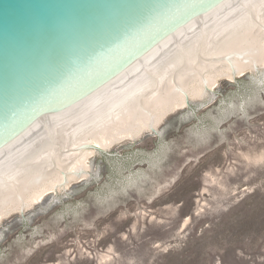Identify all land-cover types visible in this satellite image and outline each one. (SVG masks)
<instances>
[{
    "label": "water",
    "instance_id": "1",
    "mask_svg": "<svg viewBox=\"0 0 264 264\" xmlns=\"http://www.w3.org/2000/svg\"><path fill=\"white\" fill-rule=\"evenodd\" d=\"M263 58L264 0H0V221Z\"/></svg>",
    "mask_w": 264,
    "mask_h": 264
},
{
    "label": "rangeland",
    "instance_id": "2",
    "mask_svg": "<svg viewBox=\"0 0 264 264\" xmlns=\"http://www.w3.org/2000/svg\"><path fill=\"white\" fill-rule=\"evenodd\" d=\"M232 77L4 219L0 264H264V65Z\"/></svg>",
    "mask_w": 264,
    "mask_h": 264
},
{
    "label": "bare ground",
    "instance_id": "3",
    "mask_svg": "<svg viewBox=\"0 0 264 264\" xmlns=\"http://www.w3.org/2000/svg\"><path fill=\"white\" fill-rule=\"evenodd\" d=\"M264 65V58L262 59V60H260L259 62H257L255 65H253V66H251V67H249V68H247V69H245L244 71H242V72H240V73H238L237 75H243V74H245L246 73V71H248V70H255V69H257L258 67H260V66H263ZM224 77H229V78H233L232 76H224ZM224 77H220L219 79H221V78H224ZM218 79V80H219ZM218 80L212 85V87H214L216 84H217V82H218ZM203 97V96H202ZM202 97H198V98H193V99H201ZM188 102V100L187 101H185L184 102V104H183V106H181V107H179V108H177V109H175V110H173V111H170L168 114H166L161 120H159L155 125H153L152 127H150V128H148V129H146V130H144V131H142V132H140L139 134H137V135H135V136H133V137H131V138H128V139H126V140H134V139H137V138H139L143 133H145L146 131H153V130H156L157 129V127H158V125L169 115V114H172V113H174V112H176V111H178V110H180L182 107H184L186 104H188L187 103ZM144 135V134H143ZM126 140H123V141H126ZM123 141H120V142H117V143H115V144H111V145H108V146H105V147H102V148H100V149H110V148H113L114 146H116L117 144H119V143H121V142H123ZM87 168V164H86V160L80 165V167L77 169V171L73 174V176L72 177H70L68 180H66L65 182L67 183V181H68V183H69V181H74V179H76V178H78V177H82V176H85V169ZM65 183V184H66ZM58 187V186H57ZM56 187V188H57ZM56 188H54L52 191H54ZM51 192V191H50ZM49 192V193H50ZM47 195V194H46ZM43 198V197H42ZM41 198V199H42ZM40 199V200H41ZM39 201V200H38ZM37 202V201H36ZM34 204V203H33ZM32 205V204H31ZM30 206V205H29ZM29 206H27V207H29ZM26 208V207H25ZM24 208V209H25ZM24 209H21V210H18V211H23ZM18 211H16V212H18ZM16 212H13V213H11V214H9L8 216H6L4 219H6V218H8L9 216H11L12 214H14V213H16ZM4 219H2L1 221H0V223L4 220Z\"/></svg>",
    "mask_w": 264,
    "mask_h": 264
}]
</instances>
